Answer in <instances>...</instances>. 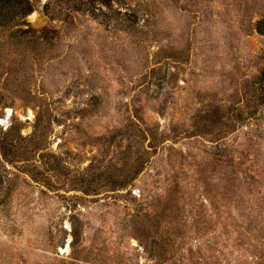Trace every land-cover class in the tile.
<instances>
[{"label": "rangeland", "instance_id": "1", "mask_svg": "<svg viewBox=\"0 0 264 264\" xmlns=\"http://www.w3.org/2000/svg\"><path fill=\"white\" fill-rule=\"evenodd\" d=\"M0 26V264H264V0H31Z\"/></svg>", "mask_w": 264, "mask_h": 264}, {"label": "trees", "instance_id": "2", "mask_svg": "<svg viewBox=\"0 0 264 264\" xmlns=\"http://www.w3.org/2000/svg\"><path fill=\"white\" fill-rule=\"evenodd\" d=\"M32 10L31 0H0V26L5 25L18 15H25ZM263 31L264 28L259 26Z\"/></svg>", "mask_w": 264, "mask_h": 264}, {"label": "snow or ice", "instance_id": "3", "mask_svg": "<svg viewBox=\"0 0 264 264\" xmlns=\"http://www.w3.org/2000/svg\"><path fill=\"white\" fill-rule=\"evenodd\" d=\"M0 123H3V121H0Z\"/></svg>", "mask_w": 264, "mask_h": 264}]
</instances>
